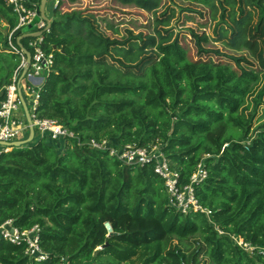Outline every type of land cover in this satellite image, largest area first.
Masks as SVG:
<instances>
[{
    "label": "trees",
    "instance_id": "obj_1",
    "mask_svg": "<svg viewBox=\"0 0 264 264\" xmlns=\"http://www.w3.org/2000/svg\"><path fill=\"white\" fill-rule=\"evenodd\" d=\"M79 1L58 0L41 35L53 66L36 108L78 139L45 135L0 154V223L38 224L49 257L29 260L24 244L0 238V264H123L136 255L142 264H264V121L253 127L254 107L240 113L264 73V0H187L220 9L214 32L224 46L255 56L254 67L244 56L206 47L211 37L192 29L197 55H190L170 26L174 9L156 12L161 0H89L154 11L151 33L127 29L123 38L100 29L114 27L102 4L67 8ZM16 23L11 5L0 0V85L20 61L8 42ZM20 30L11 34L14 45ZM89 138L115 147L159 143L184 184L208 153V175L194 191L210 215L176 211L152 165H123L78 144Z\"/></svg>",
    "mask_w": 264,
    "mask_h": 264
},
{
    "label": "built area",
    "instance_id": "obj_2",
    "mask_svg": "<svg viewBox=\"0 0 264 264\" xmlns=\"http://www.w3.org/2000/svg\"><path fill=\"white\" fill-rule=\"evenodd\" d=\"M11 5L17 15V23L8 35V42L13 52L19 55V64L15 67L7 84L0 85V141L12 142L25 139L29 132V123L22 107L20 94L25 101L33 128V140L48 135L51 139H78V135L67 126L53 118L39 117L36 113L40 91L45 76L52 70L53 53L42 47V36L32 37L28 40L27 47L30 60L26 62L24 52L11 42V34L26 25L35 24L37 30L46 27L45 21L40 17L38 7L39 0H5ZM56 5L58 0H52ZM19 34L25 33L23 30ZM28 33V32H27ZM24 65L25 73L21 76ZM26 79V81H25ZM28 97V100L26 99ZM258 133V132H256ZM250 139L243 143L248 146ZM79 145H87L89 148L105 151L123 165L142 166L150 164L154 173L163 181L168 198V205L183 215L201 212L207 217L210 209L201 205L194 191V185L204 181L208 175L205 160L208 153H203L191 173L187 183H180L179 173L170 168L160 144L141 146L135 143H127L121 147L110 145L107 139L89 138L86 141H78ZM225 143L224 146H227ZM12 149L11 146L0 144V154ZM106 229L111 232L109 223H105ZM40 226L34 224L28 228L19 229L13 224L12 219L0 223V238L12 244H24V254L29 260L42 262L49 257V252L40 246ZM222 232V231H219ZM234 242L246 250H252L253 246L241 239L232 237Z\"/></svg>",
    "mask_w": 264,
    "mask_h": 264
},
{
    "label": "rangeland",
    "instance_id": "obj_3",
    "mask_svg": "<svg viewBox=\"0 0 264 264\" xmlns=\"http://www.w3.org/2000/svg\"><path fill=\"white\" fill-rule=\"evenodd\" d=\"M50 1V0H49ZM88 1V3H87ZM49 4V3H48ZM101 9H109L107 17L110 19V24H113L114 27L106 26L105 23H102L100 29L112 36L123 38L127 36V29L131 30L133 33H137L138 31H143L144 33H151L153 26V12L154 11H145L136 7L134 5H126L124 7L120 6L118 3L114 1L110 2H99L97 4L91 3L89 0H80L75 5H67V8L72 7H82L87 10H91L93 5H99ZM119 5V6H118ZM191 7L196 9L195 11H186L181 10V8ZM166 8L174 9V17L170 21V26H173L174 32L177 33V36L181 39V41L188 47L190 55L193 57L197 55V49L194 44L193 38L190 35V29L194 30L198 33H205L211 37V41L205 43L204 45L209 48L218 49L221 52L228 53L235 56H244L248 60V63L251 66H256V61L254 59L255 56L250 55L249 52L241 49V50H233L222 44V40H220L223 36L222 34H216L214 30L218 28V13L219 10L213 11L207 6H200L193 2H189L187 0H161L160 5L156 8V12L159 13ZM216 16V17H215ZM149 21L151 24L149 25ZM223 25V23L219 24ZM36 28L35 24H30L24 26L23 31H27L28 28ZM114 28L117 29V33H115ZM221 55H213V58H217ZM224 59L229 60L233 65L234 62L231 61L226 56H221ZM242 65L244 67H248L249 64L243 62ZM45 78L44 74L40 75ZM26 81V79H25ZM27 82V81H26ZM264 87V73L260 74L258 82L254 85V88L248 93L246 96L245 102L240 109V113L245 116L250 115L251 110L254 107L253 114V127H257V125L261 124L264 121V93L261 95L260 102L254 103V99L258 93V91ZM28 100V97H26ZM28 136V135H27ZM34 142V141H31ZM30 142V143H31ZM158 144V143H157ZM123 264H142V258L136 255L130 262H125Z\"/></svg>",
    "mask_w": 264,
    "mask_h": 264
},
{
    "label": "water",
    "instance_id": "obj_4",
    "mask_svg": "<svg viewBox=\"0 0 264 264\" xmlns=\"http://www.w3.org/2000/svg\"><path fill=\"white\" fill-rule=\"evenodd\" d=\"M46 1L47 0H40L39 7H38V11H39L40 17L45 21L46 27L43 30H36L34 32H29V33H26V32L25 33H21V34H19L16 37V40H15L16 45L24 52L25 57H26V62H29V60H30V53L24 47V45L21 43V39L27 38V37H36V36L42 35L43 31H46V30L49 29L51 21L44 13V8H45ZM25 70H26V65H24V67H23L21 76L25 73ZM20 99H21L23 110L25 112V116H26L27 121L29 123V132H28V136L25 139H22V140H17V141H12V142L0 141V144L8 145V146H11L12 148L26 145V144L30 143L33 140V128H32V125H30L31 124V119H30L29 113L27 111V107H26L25 101L23 100V97L21 96V94H20Z\"/></svg>",
    "mask_w": 264,
    "mask_h": 264
},
{
    "label": "crops",
    "instance_id": "obj_5",
    "mask_svg": "<svg viewBox=\"0 0 264 264\" xmlns=\"http://www.w3.org/2000/svg\"><path fill=\"white\" fill-rule=\"evenodd\" d=\"M49 3V4H48ZM53 7H54V3H53V1L52 0H47L46 1V4H45V8H44V13H45V15L48 17V18H50L51 17V11H52V9H53Z\"/></svg>",
    "mask_w": 264,
    "mask_h": 264
}]
</instances>
